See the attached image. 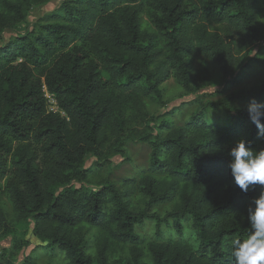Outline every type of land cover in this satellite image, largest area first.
Returning a JSON list of instances; mask_svg holds the SVG:
<instances>
[{"label":"trees","instance_id":"1","mask_svg":"<svg viewBox=\"0 0 264 264\" xmlns=\"http://www.w3.org/2000/svg\"><path fill=\"white\" fill-rule=\"evenodd\" d=\"M49 1L0 0V34ZM263 17L264 0H65L37 31L1 46L0 232L30 220L45 253L65 264H234L230 242L247 236L246 209L259 188L244 194L233 184L228 152L240 139L264 148L246 110L264 104V81L210 105L224 122L198 110L143 137L150 154L139 179L121 189L81 184L92 172L87 156L123 152L126 122L143 116L146 101L162 100L167 80L194 91L190 56L225 80L233 75L260 41ZM254 61L264 73V59ZM45 92L58 112L48 111ZM171 203L163 217L155 211ZM146 221L154 224L149 240L135 233Z\"/></svg>","mask_w":264,"mask_h":264},{"label":"rangeland","instance_id":"2","mask_svg":"<svg viewBox=\"0 0 264 264\" xmlns=\"http://www.w3.org/2000/svg\"><path fill=\"white\" fill-rule=\"evenodd\" d=\"M64 1L50 0L43 5L31 6L21 23L13 25L0 34V47L17 36L37 31L38 20L57 9ZM142 19L144 25L149 27L148 20L144 16ZM260 24V41L245 49L241 56V65L227 80L222 78L215 65L198 55L190 56L192 75L195 78L194 91L186 93L172 78L167 80L162 85L164 89L162 100L146 101L147 106L143 116L139 118L132 115L126 122L123 152H106L105 160L87 156L84 169L92 172L89 173L87 181L81 185L88 189H95L100 185L113 184L121 189L125 179H139L148 166L150 154L149 146L141 139L151 133L155 134L163 123L180 126L198 110L202 111L207 122H224L226 120L224 111L221 108L213 109L210 105L218 103L231 92L250 90L264 81V73L254 61L255 58L264 59V17ZM230 105L235 110L244 106L241 102H232ZM54 110V106L48 101V111ZM74 185L79 186L77 183ZM2 203L11 218L9 203L5 198H2ZM172 208L173 203L164 204L157 206L155 211L163 217ZM182 223L184 235L188 238L191 233L189 224L184 221ZM9 227V232H0V264H21L26 257H33L39 264H65L61 256L54 259L45 253L42 249L45 244L35 236L33 223L30 220L13 223ZM135 233L146 240L154 238V224L146 221L143 226L135 228ZM163 235L172 238L176 236L172 228H165ZM89 238L86 239L87 242ZM88 246L91 247L92 244ZM88 253L95 256L92 249H89ZM120 254L119 251L116 252L114 259H118Z\"/></svg>","mask_w":264,"mask_h":264},{"label":"clouds","instance_id":"3","mask_svg":"<svg viewBox=\"0 0 264 264\" xmlns=\"http://www.w3.org/2000/svg\"><path fill=\"white\" fill-rule=\"evenodd\" d=\"M246 110L258 138L264 139V104L253 101ZM228 155L233 184L244 194L259 188L246 209L249 232L244 238L231 240L230 254L234 264H264V148L254 151L250 142L240 139Z\"/></svg>","mask_w":264,"mask_h":264},{"label":"built area","instance_id":"4","mask_svg":"<svg viewBox=\"0 0 264 264\" xmlns=\"http://www.w3.org/2000/svg\"><path fill=\"white\" fill-rule=\"evenodd\" d=\"M49 96H50V95H49ZM49 96H48V94L45 92V98L47 99V101H50L51 104L54 106V109H55V110L52 111V112H53V113H56V112H58V109H57V106H56V102H54V99H53L51 96H50V97H49ZM51 98H52L53 100H52ZM52 101H53V102H52Z\"/></svg>","mask_w":264,"mask_h":264}]
</instances>
